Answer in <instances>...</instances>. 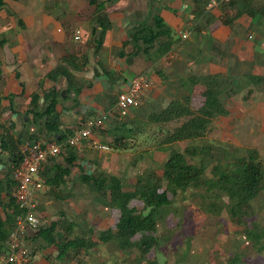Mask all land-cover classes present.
I'll return each mask as SVG.
<instances>
[{"label":"rangeland","instance_id":"374dc122","mask_svg":"<svg viewBox=\"0 0 264 264\" xmlns=\"http://www.w3.org/2000/svg\"><path fill=\"white\" fill-rule=\"evenodd\" d=\"M12 1L10 4L15 7L14 2L18 0ZM29 1L34 5L46 4L48 9L53 6L50 0ZM55 1L57 6H54L52 14L56 18L64 21L71 12L75 13L83 22V31L79 28L80 32H89V27L93 24L90 12L92 7L84 0ZM104 1L105 6L106 3L113 6L116 0ZM196 1L197 5H202L204 12L196 18L190 8V15H186L184 21L189 28V36L185 39L178 37L180 26L171 27L169 30L170 41L176 45L172 48V57H169L171 53H166L164 58L173 66L169 75H179L177 81L171 84L172 92L163 90L153 99L150 95L143 97L139 99L136 107L115 113L105 120L102 128L93 130L92 138L109 145L108 152L84 147V151L76 154L92 162L91 174L114 175L121 181L122 189L129 190L133 188L137 175H143L147 171L160 174L162 162L169 149L182 151L188 145L206 146L208 152L203 159L185 155L188 163L199 164L201 160L206 163L203 173L205 177H215L219 169L231 167L236 158L247 156V150L253 149L263 169L260 191L246 206L242 220L231 218L225 205L226 198L221 193L214 197L205 193L201 186L194 184L183 190H176L173 195L168 193L170 203L160 209L153 233L157 237V244L141 256L135 246L120 248L114 238L106 242L98 241L99 231L114 229L118 211L98 198L86 184L76 180L71 184L66 181L65 185L54 186L53 191H50L51 186H48L50 189L43 187L36 206L40 223L44 225L56 221L58 224L55 230L60 232L69 225L71 232L63 231L67 232V237L90 235L95 241L91 248L69 251L67 257L59 258L53 245H46L38 237L29 240L25 249L30 251L31 255L44 258L45 264H264L263 236L261 240L246 236V229L250 224L260 227L264 223V82H253L246 77L249 74L264 76V51L263 54L250 53V46L246 44L234 50L232 44V37L236 36L247 43L254 42L255 30H252L251 25H247V21L255 15L264 17V4L260 0H231L232 2H218L212 7H207L208 0H192L193 6ZM20 4L18 2L17 6L20 7ZM66 7L69 9L68 13ZM5 9L8 10L6 27L9 26V29L4 32L15 33V23L20 16L14 10L10 12L8 6ZM257 9H262V12ZM2 12L5 11L2 9ZM2 12L1 18L7 16ZM236 12L243 15L244 20L235 22ZM214 20L229 30L230 36L228 34L227 39L221 38L222 40L218 41L210 37L207 25ZM64 24L70 25V22ZM3 36L1 31L0 38ZM93 37L89 35V42L85 43L86 51L91 54L92 60L96 58V52L93 53L92 49H89ZM189 43L200 45L192 60L186 52ZM180 46L182 48H179ZM132 49L134 50L132 46L124 45L114 49L107 55L109 62L123 54L132 59V56H129ZM138 49L145 53L149 51H143L142 43ZM141 51L138 52L140 57L143 55ZM209 70L220 71L224 77L219 93L223 109L210 120L201 137L171 143L162 142L174 123L156 122L150 115L160 111L171 99H181L185 96L188 97L189 107L196 109L202 100V86L185 88L182 79L188 73L201 74ZM134 72V66L127 70L129 74ZM157 77L160 80L166 78L163 72ZM117 91L115 89L113 94L109 95L111 102ZM82 124H76V129L82 127ZM114 138H117L118 142H114ZM130 205L136 208L141 206L137 200H132ZM87 229H92V233L86 232ZM137 238L138 235L132 240L136 241ZM33 264H42V261Z\"/></svg>","mask_w":264,"mask_h":264},{"label":"trees","instance_id":"16d2710c","mask_svg":"<svg viewBox=\"0 0 264 264\" xmlns=\"http://www.w3.org/2000/svg\"><path fill=\"white\" fill-rule=\"evenodd\" d=\"M84 1L92 7L93 26L90 28L89 34L94 36L92 52L95 53L100 46L103 34L110 27V21L104 9V0ZM195 3L192 11L195 14L194 17L198 18L203 14L204 9L201 4L197 5L198 1ZM3 4L4 0H0V8ZM258 10L262 12V9ZM239 15L240 13L236 12L234 18ZM152 19V27L140 25L134 28L129 34V39L140 40L143 51H147L159 36L164 35L168 41L161 44L163 46L161 53H163L171 43L169 29L165 27L160 16L153 14ZM86 61L87 56L78 59L73 54L64 55L53 69L45 73L44 77L49 80H54L58 76L64 77L67 81L66 90L69 91L68 80L71 78V70L79 69V65H84ZM102 72L108 73L105 69H102ZM97 74V71L94 70L93 75ZM246 77L253 82H264V76L247 75ZM223 78L220 72L189 76L192 82L199 83L203 88L200 93L202 98L200 105L196 109H191L187 103L188 97L185 96L181 99H171L160 111L150 115V118H154L156 122L174 123L162 142L193 140L204 134L210 120L223 109V104L219 99ZM79 90L80 88H71L74 95ZM59 95L53 86L42 89L40 94L35 91L29 93L27 96L28 107L24 112L26 119H22V129L13 136L10 128L7 127L0 134V151L6 152L8 157V159L7 157L3 158L8 168L6 174L0 178V254L5 252L15 217L21 212L10 196V188L13 185L10 178L11 168L16 166L21 158L18 144L24 139H37L38 132H42L45 137H51L57 142L64 140L73 133L71 129H59V112L55 109ZM12 97L13 94L5 96L10 106ZM40 97L42 101L38 103ZM28 114H30L29 117ZM28 123L34 125V131L29 132L27 130L26 124ZM113 141L118 142V139L114 138ZM207 152L206 146L196 145H188L182 151L169 149L162 162L160 174L147 171L143 175H137L133 188L129 190H123L121 181L114 175L107 176L100 173L94 175L85 171L80 172L77 177L78 180L92 189L98 198L106 201L109 207L118 211L114 229L99 231L97 234L98 241L106 242L114 238L120 248L135 246L140 255L144 256L151 247L157 244V237L153 233L156 229L160 209L170 203L168 193L173 195L176 190H183L191 184L201 186L205 193L214 197L221 193L226 198L225 205L228 207L227 210L231 218L242 220L246 206L257 196L263 180L262 164L256 151L247 150V156L236 158L231 167L219 169L215 177L204 176L203 173L207 165L202 160L199 164H191L186 160V154L199 156L203 159ZM60 154L63 157L61 162H55L52 158V161L48 163L49 166L40 172L43 183L51 186V188L65 185V178L75 164L74 148L66 146L61 149ZM132 200H137L141 206L136 208L130 205ZM57 224L56 221L44 225L43 223L40 224L33 238H41L46 245H53L59 258L67 257L69 251L88 249L95 244L90 235L67 237L65 233L71 232V226L67 225L64 229L67 232L64 233V230L62 232L55 230ZM86 232L91 234L92 229H87ZM136 235H138L137 240H132ZM246 236L256 240H261V236H263L264 240V223L260 227L250 224L249 228L246 229ZM29 253L31 255L30 251Z\"/></svg>","mask_w":264,"mask_h":264},{"label":"crops","instance_id":"0c3cea01","mask_svg":"<svg viewBox=\"0 0 264 264\" xmlns=\"http://www.w3.org/2000/svg\"><path fill=\"white\" fill-rule=\"evenodd\" d=\"M10 1L12 0H4V4L0 8V12L3 9L5 12H2V14L6 13L7 15L4 18L0 17V32L2 31V35H4L3 38H0V134L4 128L9 127L11 134L13 136L16 135L22 129V119H26L24 112L28 107L27 96L29 93L35 91L40 94L42 89L52 86L60 94L58 102L55 105V109L59 112V129H71L72 132L75 131L76 124L93 119L100 111L107 109L110 104L112 105L115 98L111 102L109 95L113 94V90L115 89L118 91L125 89L129 78L136 73H146L149 80V87L141 98L150 95L149 97L153 99L163 90L172 92L173 88L171 84L177 81L176 79L179 78V75H169V72H172L173 66L166 62L164 56L166 53H171L172 57V48H175L176 44L174 42V44L170 43L166 52L161 53L163 49L161 44H165L168 41L167 38L161 35L155 40L152 48L145 53L138 49L141 41L130 40L128 36L134 28L140 25L152 27V15L155 14L160 16L166 28L170 30L171 27L180 26L179 31H184L188 37L190 31L184 21L190 15V8L193 6L192 0H116L113 6H108L106 3L104 9L109 18L110 27L101 38L94 60H92L91 54L86 51L85 43L89 42V32L87 34L80 32L79 39L77 40L73 38L74 30H79L80 28L83 31L82 27H84L78 15L71 12L66 20H59L52 14L54 6H57V1L54 2V0H50V2L52 1L51 5H53L51 9H48L46 4L34 5L29 0H18L16 2L14 0L12 1L15 3L14 7L10 4ZM18 2L19 4L21 3L20 7L17 6ZM260 2L264 4V0H260ZM6 6L9 7L10 12L14 10L20 16L19 20L15 23L17 24V31L15 33L14 31L12 33L4 32L6 29H9V26L6 27V21L9 16L8 10L5 9ZM66 11L67 13L69 12L67 7ZM248 19L247 25H251L252 30H255L253 32L254 42L250 41L247 43L246 40L243 41L239 36H236L237 38L232 37L234 50L236 47L246 44L250 46V53L263 54L264 17L255 15ZM239 20H244L243 15L234 18L235 22ZM67 22H70V25L64 24ZM92 26L91 24L89 30ZM207 27L212 39L221 41V38L227 39L228 34L230 36V32L226 26H222L221 23L219 24L215 20L208 24ZM123 45L134 48V50H130L129 54V56H132V59L123 54V56L109 62L107 55H110L114 49H119ZM199 46L197 43L188 44L186 52L189 59L192 60V57L197 54ZM179 48L182 47L180 46ZM89 49H92V44ZM139 51L143 53L141 57L138 56ZM67 54H73L78 59L82 56H87V61L84 65H79L80 68L77 70H71V78L68 80L69 91L66 90L67 81L64 77L58 76L54 80L44 77L45 73L53 69L60 59ZM130 66H134L135 69V72L132 74L127 73ZM102 69H105L108 73L105 74L102 72ZM94 70L97 71V75H93ZM162 72L166 76L164 80H160L157 77ZM214 72L220 71L209 70L201 74ZM201 74L188 73L185 75L182 79L185 88L200 85L199 83L192 82L189 76ZM150 87H152L151 90H149ZM71 88H80V90L74 95ZM9 94H13L11 106L8 99L5 98ZM41 101L42 98L40 97L38 103H41ZM29 115L27 116L29 117ZM26 126L29 132L35 129L31 123L26 124ZM38 133L37 139H53L45 137L42 132ZM82 151H84V146L75 149V164L65 178V181L69 184L78 180L77 177L80 172L91 173L92 162L87 161L80 154H76ZM4 157H7L6 152L0 151V178L6 174V169L8 168L7 163L3 160ZM62 159V154H60L52 160L61 162ZM48 163L44 168L49 166ZM36 185L38 187L35 193L37 200L40 192L43 191L42 188L50 189V187L40 181L36 182ZM52 188L50 191H53ZM35 231L28 233L24 246L27 245L26 243L29 240L34 239ZM30 259L32 264L38 261H42V264H45L44 258H41L39 255H30Z\"/></svg>","mask_w":264,"mask_h":264},{"label":"built area","instance_id":"2783aa9c","mask_svg":"<svg viewBox=\"0 0 264 264\" xmlns=\"http://www.w3.org/2000/svg\"><path fill=\"white\" fill-rule=\"evenodd\" d=\"M231 0H210L207 7H212L218 2ZM80 31L74 30L73 38L79 39ZM181 39L187 37L184 31H177ZM171 57V54H169ZM149 80L146 73H137L129 78L127 87L115 95L113 105L98 113L91 120L83 122V126L59 142L52 140L30 139L18 145L21 152L19 163L11 168L10 178L13 185L10 196L20 209V214L15 217L12 230L8 236L6 249L0 254V264H32L30 253L24 247V241L29 232L35 231L41 224L37 217L36 182H43L40 172L54 157L58 156L64 147L79 149L87 147L98 152H108L110 146L92 138V131L102 128L105 120L115 113L119 114L139 104V99L147 91Z\"/></svg>","mask_w":264,"mask_h":264}]
</instances>
